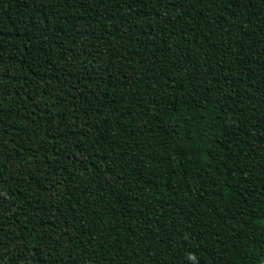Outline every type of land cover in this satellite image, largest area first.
<instances>
[{"label":"trees","instance_id":"1","mask_svg":"<svg viewBox=\"0 0 264 264\" xmlns=\"http://www.w3.org/2000/svg\"><path fill=\"white\" fill-rule=\"evenodd\" d=\"M264 0H0V264H262Z\"/></svg>","mask_w":264,"mask_h":264},{"label":"water","instance_id":"2","mask_svg":"<svg viewBox=\"0 0 264 264\" xmlns=\"http://www.w3.org/2000/svg\"><path fill=\"white\" fill-rule=\"evenodd\" d=\"M262 264H264V262Z\"/></svg>","mask_w":264,"mask_h":264}]
</instances>
